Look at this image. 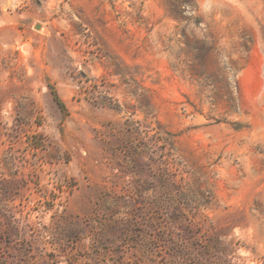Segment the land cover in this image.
<instances>
[{
	"label": "rangeland",
	"instance_id": "obj_1",
	"mask_svg": "<svg viewBox=\"0 0 264 264\" xmlns=\"http://www.w3.org/2000/svg\"><path fill=\"white\" fill-rule=\"evenodd\" d=\"M0 264H264V0H0Z\"/></svg>",
	"mask_w": 264,
	"mask_h": 264
},
{
	"label": "trees",
	"instance_id": "obj_2",
	"mask_svg": "<svg viewBox=\"0 0 264 264\" xmlns=\"http://www.w3.org/2000/svg\"><path fill=\"white\" fill-rule=\"evenodd\" d=\"M49 89H50V92L52 94L53 100L58 105V107L61 109V111L65 114L66 113V107H65L64 103L59 98V96L57 95V93H56V91H55V89L53 87H51L49 85Z\"/></svg>",
	"mask_w": 264,
	"mask_h": 264
}]
</instances>
